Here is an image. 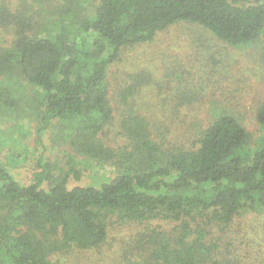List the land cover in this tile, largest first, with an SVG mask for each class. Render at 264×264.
I'll use <instances>...</instances> for the list:
<instances>
[{
  "label": "trees",
  "instance_id": "obj_1",
  "mask_svg": "<svg viewBox=\"0 0 264 264\" xmlns=\"http://www.w3.org/2000/svg\"><path fill=\"white\" fill-rule=\"evenodd\" d=\"M63 2L50 34L39 35L32 15L0 1V26L13 34L0 46V77L34 86L29 107L39 133L56 124L72 150L116 162V171L95 184L69 185L79 170L57 174L40 159L31 181L21 183L0 163V264H61L51 256L98 248L113 215L170 225L131 236L126 248L138 264H264V97L255 139L222 111L188 147L168 149L129 100L151 82V74L134 72L119 90L126 145L115 150L99 136L114 111L108 69L123 50L184 21L233 47L257 45L264 60V0H96L90 16L72 10H83L85 0ZM9 86L0 83V108L18 104Z\"/></svg>",
  "mask_w": 264,
  "mask_h": 264
},
{
  "label": "rangeland",
  "instance_id": "obj_2",
  "mask_svg": "<svg viewBox=\"0 0 264 264\" xmlns=\"http://www.w3.org/2000/svg\"><path fill=\"white\" fill-rule=\"evenodd\" d=\"M0 1L8 3L13 10L20 9L32 15L34 32L39 35L50 34L51 24L64 5L63 0ZM85 1L90 6L86 4L83 10H72L81 16H90L96 0ZM71 29L73 27H67L68 36ZM12 35L10 27L0 26V46L8 45ZM262 41L264 43V36ZM134 72L151 74V82L144 84L129 100L150 122L153 139L168 149L188 147L222 111L239 119L253 139L261 133L255 111L264 97V60L260 58L257 45L233 47L203 27L182 21L158 32L150 42L123 50L118 61L109 67L113 118L99 136L115 150L126 145L120 129L124 104L119 90ZM1 82L10 85L18 100L13 108H0V163L15 179L21 183L30 182L40 159L49 163L57 174L72 166L79 170L80 178H70L69 185L95 184L103 177L114 175L116 162L79 155L62 140V137L67 139L66 131H61L56 124L39 133L37 117L29 107L35 92L32 84L23 78L13 79L11 75ZM58 134L61 138L56 137ZM259 216L245 219L246 223L253 224ZM246 217L250 218L251 214ZM150 226L159 229L170 225L157 221L151 224L120 221L113 215L108 223V239L103 245L60 251L51 259L61 264H127L128 258H132L138 264L137 253L132 250L134 254L130 256L126 243L132 235L135 238L138 233L149 231Z\"/></svg>",
  "mask_w": 264,
  "mask_h": 264
}]
</instances>
